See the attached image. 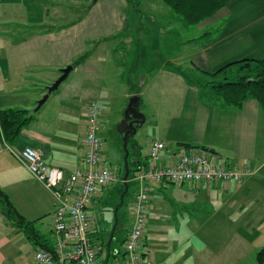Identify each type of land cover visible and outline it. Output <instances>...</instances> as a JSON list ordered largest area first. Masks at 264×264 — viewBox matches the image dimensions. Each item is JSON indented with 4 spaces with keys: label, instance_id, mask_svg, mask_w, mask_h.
Here are the masks:
<instances>
[{
    "label": "crops",
    "instance_id": "obj_1",
    "mask_svg": "<svg viewBox=\"0 0 264 264\" xmlns=\"http://www.w3.org/2000/svg\"><path fill=\"white\" fill-rule=\"evenodd\" d=\"M74 1L83 2L82 14L68 22L45 26L41 25L42 17L33 14L34 9L48 11L45 0H0V27H5L0 31V108H24L35 116L21 130L15 145L5 143L0 130V188L26 219L34 221V226L45 218L53 223L57 201L12 151L24 146L39 149L49 165L61 168L65 174L84 167L85 118L81 121L74 116L61 117L62 108L74 110L64 100L69 87L60 86L72 72H78L79 64L73 66L72 62L85 52L87 42L122 30L120 15L132 3ZM235 1L238 0H231L219 14L201 22L221 21L214 36L209 30L203 32V39L194 38L200 47L191 66L213 71L237 59L264 56V0ZM222 11L231 13L223 19L217 17ZM190 39H184L183 44L194 42ZM69 64L73 68L67 77L37 109L38 100ZM173 64L164 62L159 78H152L139 92H132L151 100L154 130L144 156L137 143L133 144L132 168L149 164V144L159 139L165 144L161 165L174 163L182 151L188 150L183 144H192L208 148L220 164L249 167L252 173L238 183L186 181L165 186L174 181L149 182L141 254L155 264H252L253 259L256 264H264L257 259V252L264 246V112L253 98L237 109L223 105L212 92L203 96L202 88L189 83ZM42 82L47 85L41 86ZM146 120L147 117L144 123ZM78 122H82L79 129ZM190 150L204 151L201 147ZM99 166L104 168L101 158ZM132 176L130 181L135 183ZM123 189L122 181L98 187L86 207L99 264L126 260L124 240L129 230L126 234L116 230L120 221L124 226L123 216L118 214ZM133 196L134 193L126 203V211H130ZM114 200L118 204L116 221L106 213ZM52 228L51 225L48 235L38 231L54 248ZM102 232L106 238H102ZM19 234L27 240L0 214V264H5L8 248L17 249L14 241Z\"/></svg>",
    "mask_w": 264,
    "mask_h": 264
},
{
    "label": "rangeland",
    "instance_id": "obj_2",
    "mask_svg": "<svg viewBox=\"0 0 264 264\" xmlns=\"http://www.w3.org/2000/svg\"><path fill=\"white\" fill-rule=\"evenodd\" d=\"M55 1L45 0L44 3L47 4L46 7L48 8L47 12L34 9L33 14L41 16L43 19L41 25L52 26L68 22L83 13V2L65 0L62 2L57 1V3ZM130 1L132 3L120 15V20L124 25L122 30L108 38L97 37L87 42L85 51L89 55L83 63L78 65V72H72L60 86L62 89L69 87L66 92L67 98L65 97L64 100L71 104L70 107H73L74 110L71 112L68 107L62 108L61 117L71 118L74 116L76 120L80 118L82 121L86 116L89 101L95 98L99 102L102 107L99 131L101 164L104 168L118 172L120 175L125 172V162L128 161L130 168L133 167L132 160L135 155L133 144L137 143L141 155L144 156L147 150L146 145L154 136L150 112L152 111L151 100L146 101L142 97L141 104L138 103V110L144 117H147V120L142 123V127L137 128L124 146L123 133L119 132L117 126L123 118L130 98L134 95L132 92H139L141 87L145 86V82L152 78H159L161 76L160 69L167 60L172 61L173 65L183 72L188 82L195 83L196 80L202 79L203 76L200 72L195 70L194 65H190V61L200 47L199 40L190 44H183V40L197 38L203 35V32L209 30L214 36L219 28L218 25L221 23L218 19H211L207 23H201L202 25L183 27L178 16L165 6L161 0ZM239 1L243 2L242 0L235 2ZM224 12L226 14H223L222 11L217 17L222 16L223 19L231 13ZM1 30H5V27H0ZM165 84H161V86H165ZM40 85L46 86L47 84L42 82ZM166 86L169 85L166 84ZM201 90V94L205 97H208L211 92V89ZM78 124L79 129L82 122H78ZM121 179L123 182V178ZM172 184L176 183L170 182L165 186ZM137 188V182H131L128 191L123 195L122 203L118 201L121 204L118 214L121 213L124 223L123 228L119 226L122 221L118 223L116 230L119 234H126L130 229L132 214L128 209L126 211V203H128V199L135 193ZM164 193L172 196L166 190ZM116 200L111 203L109 210L106 211L108 218H114V220V210L118 206V204H115ZM51 225L53 227L51 219L45 218L38 222L35 228L48 235ZM101 236L106 238L107 234L102 232ZM14 243L17 249L8 248L6 250L7 260L5 264H37L34 259L35 251L38 249L37 246L29 243L22 234L15 237ZM253 260L252 264H256L255 259ZM246 264H249V261Z\"/></svg>",
    "mask_w": 264,
    "mask_h": 264
},
{
    "label": "built area",
    "instance_id": "obj_3",
    "mask_svg": "<svg viewBox=\"0 0 264 264\" xmlns=\"http://www.w3.org/2000/svg\"><path fill=\"white\" fill-rule=\"evenodd\" d=\"M101 113L99 102L91 99L84 125V167L69 174H65L59 167L49 165L39 149L24 146L19 151H12L28 171L52 192L57 201L52 228L54 250L38 248L34 255L37 264H99L90 237L86 207L98 187L122 181L118 173L99 166L101 141L97 130ZM164 149L163 141L151 140L148 148L149 164L135 172L131 178L139 187L130 206L132 222L124 240L126 260L118 264H155L153 260L143 257L140 250L149 199V182L168 180L179 183H238L252 173L249 167L220 164L213 155L202 150H184L174 163L161 165L159 159Z\"/></svg>",
    "mask_w": 264,
    "mask_h": 264
},
{
    "label": "trees",
    "instance_id": "obj_4",
    "mask_svg": "<svg viewBox=\"0 0 264 264\" xmlns=\"http://www.w3.org/2000/svg\"><path fill=\"white\" fill-rule=\"evenodd\" d=\"M161 1L178 16L184 26L189 27L198 25L201 22L214 17L219 11L225 8L231 0ZM208 34H211V32ZM197 39H203V36L201 35ZM189 41L196 40L192 38ZM88 54L89 53L85 51L72 62V65L76 66L84 62ZM194 68L200 72L203 78L196 80L195 83L191 84L202 89H211V92L223 105L240 109L247 99L253 98L258 102L260 108L264 112V56L260 58L244 57L237 59L214 71L201 69L195 65ZM179 71L183 75V72L180 69ZM183 77L188 81L184 75ZM141 100L140 97L139 103ZM34 118V114L24 108H0V130L5 143L11 146L15 145L21 130L28 126ZM183 145L187 149H190L191 147H201L204 151L208 152V148L205 146L192 144ZM209 154L212 155L211 153ZM140 169H142V167H138L137 165L134 168H130L128 165L129 172L126 182H123L124 185L129 187L131 183L130 176L134 175V173ZM120 177L123 178V175H120ZM127 191L128 188L125 193ZM0 214L10 226L22 232L32 245L37 246V248H44L48 251L54 250L53 245L44 239L43 235H41L35 228L33 224L34 221L26 219L12 204L8 195L1 188ZM257 259L260 262L264 261V246L257 252Z\"/></svg>",
    "mask_w": 264,
    "mask_h": 264
},
{
    "label": "water",
    "instance_id": "obj_5",
    "mask_svg": "<svg viewBox=\"0 0 264 264\" xmlns=\"http://www.w3.org/2000/svg\"><path fill=\"white\" fill-rule=\"evenodd\" d=\"M72 68L73 66L71 64L62 68L61 75L50 86H48L47 92L38 100L37 106H36L37 109L46 101L49 93L58 88L59 84L67 77L68 73L71 71ZM139 100H140V96L137 94H134L130 98L127 104V107L125 109L123 118L117 126V129L119 130V132L123 133L124 146L126 145L129 137L133 136V134L136 132L139 125H141L145 119L144 115L140 113L138 110ZM128 172L129 171L127 167V162H125V172L123 174L124 183L127 180ZM127 188H128L127 185H125V191L127 190ZM123 195L124 193H122L121 195L120 203H122ZM116 211H117V207H115L114 214H116ZM119 226L121 227L122 224H119Z\"/></svg>",
    "mask_w": 264,
    "mask_h": 264
}]
</instances>
